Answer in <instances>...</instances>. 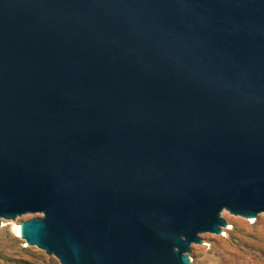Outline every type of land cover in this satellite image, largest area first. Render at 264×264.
Masks as SVG:
<instances>
[{
  "label": "water",
  "instance_id": "95a60500",
  "mask_svg": "<svg viewBox=\"0 0 264 264\" xmlns=\"http://www.w3.org/2000/svg\"><path fill=\"white\" fill-rule=\"evenodd\" d=\"M264 220V0H0V230L62 264H196Z\"/></svg>",
  "mask_w": 264,
  "mask_h": 264
},
{
  "label": "rangeland",
  "instance_id": "374dc122",
  "mask_svg": "<svg viewBox=\"0 0 264 264\" xmlns=\"http://www.w3.org/2000/svg\"><path fill=\"white\" fill-rule=\"evenodd\" d=\"M42 215H29L22 222ZM225 220L233 222L228 235H209L204 249L196 246L200 256L193 262L264 264V220L250 222L229 210ZM20 224L6 221L1 228L0 264H62L55 255L36 249L19 236L14 226Z\"/></svg>",
  "mask_w": 264,
  "mask_h": 264
},
{
  "label": "bare ground",
  "instance_id": "6f19581e",
  "mask_svg": "<svg viewBox=\"0 0 264 264\" xmlns=\"http://www.w3.org/2000/svg\"><path fill=\"white\" fill-rule=\"evenodd\" d=\"M14 229H15L16 233H17L19 236H23V235H22V230H23L22 224H20V225H15V226H14Z\"/></svg>",
  "mask_w": 264,
  "mask_h": 264
}]
</instances>
